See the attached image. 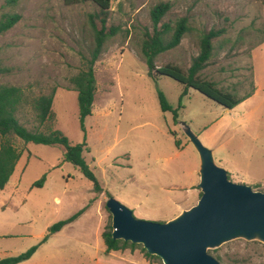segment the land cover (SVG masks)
I'll use <instances>...</instances> for the list:
<instances>
[{"label": "rangeland", "instance_id": "374dc122", "mask_svg": "<svg viewBox=\"0 0 264 264\" xmlns=\"http://www.w3.org/2000/svg\"><path fill=\"white\" fill-rule=\"evenodd\" d=\"M158 1L171 3L160 22L172 25L185 17L189 30L154 63L186 69L200 35L220 29L199 75L237 96L247 93L245 98L225 108L190 87L180 97L181 83L147 75L140 42L151 31L148 11ZM95 9L89 1L0 0V18L18 15L0 33V84L20 87L27 97L53 92L48 124L70 144L84 139L87 150L81 154L100 187L94 190L62 160V146L11 136L21 153L0 190V258L37 245L20 264H97L92 257L101 255L100 233L110 226L107 194L135 218L150 221H164L194 204L200 193L198 156L184 127L210 150L229 180L264 191V0H110L104 31L111 33L93 63L95 91L81 131L69 77L93 47L88 16ZM157 91L176 108V118L159 109ZM16 118L28 130L36 127L29 105H22ZM41 177V184L33 185ZM79 209L86 211L82 219L39 243L48 225ZM142 249L134 244L116 251L138 264H161ZM207 253L219 264H261L264 244L235 238Z\"/></svg>", "mask_w": 264, "mask_h": 264}, {"label": "trees", "instance_id": "16d2710c", "mask_svg": "<svg viewBox=\"0 0 264 264\" xmlns=\"http://www.w3.org/2000/svg\"><path fill=\"white\" fill-rule=\"evenodd\" d=\"M61 1L66 5L89 1L96 8L95 11L88 16L91 27L93 28V47L89 50V57L83 59L81 68L69 77V83L75 91L77 121L81 131H84L83 119L91 113L95 91L93 63L100 53L104 39L111 33V31H104L110 0ZM170 6V1H158L153 4L148 11L151 31H145L143 34L144 37L140 42V54L146 65L147 75L153 79L157 75H164L178 81L183 85L180 97L184 95L186 89L190 87L221 106L232 108L245 98L247 93L242 96H237L232 92L218 88L213 81L201 78L199 75V71L204 67L211 54V40L217 37L222 30L210 28L200 35L198 39V52L191 58L190 64L184 70L178 65L169 62L159 65L154 63V58L157 54L175 47L183 34L189 30L185 17L177 18L172 25L166 22H160L162 16L169 10ZM17 19L18 15L15 13L4 14L0 18V33L10 28ZM94 21L99 24L98 28H96ZM52 94L53 92L51 91L48 94L27 97L20 87L0 84V189H2L6 183L20 155V151L11 141V136L19 138L24 143L31 142L34 144L62 146V160L68 161L75 166L79 172L92 183V188L94 190L100 189L94 174L85 163L81 154L83 149L87 150L84 139L79 143L70 144L61 132L55 130L51 126L52 124L50 123L53 122V112L51 111ZM157 100L161 111H171L173 118H176V108H172L166 102L160 91H157ZM22 105H29L34 113L36 127H34L33 130H28L18 123L16 113ZM177 106H179V104ZM48 122L50 123L48 124ZM40 127L43 128L40 129ZM42 180L43 177L34 181L33 185H40ZM106 196L108 197L109 195L107 194ZM81 212L82 210L79 209L67 217L48 225L46 227V233L40 239L39 243L44 242L48 235L60 230L65 224L72 222ZM100 236L105 252L118 250L126 246H134L133 243L128 241L111 239L110 226H108L107 230H103ZM36 247L37 245H33L18 254L0 258V264H14L23 261L30 257ZM145 255L153 256L146 252ZM261 264H264V261Z\"/></svg>", "mask_w": 264, "mask_h": 264}, {"label": "water", "instance_id": "95a60500", "mask_svg": "<svg viewBox=\"0 0 264 264\" xmlns=\"http://www.w3.org/2000/svg\"><path fill=\"white\" fill-rule=\"evenodd\" d=\"M184 135L198 156L195 203L164 221H150L108 196L111 239L140 244L161 264H219L207 249L235 238L264 244V191L229 180L188 127Z\"/></svg>", "mask_w": 264, "mask_h": 264}, {"label": "crops", "instance_id": "0c3cea01", "mask_svg": "<svg viewBox=\"0 0 264 264\" xmlns=\"http://www.w3.org/2000/svg\"><path fill=\"white\" fill-rule=\"evenodd\" d=\"M52 104V103H51ZM24 143V142H23ZM43 145V144H42ZM21 153V152H20ZM197 178H198V175H197ZM198 181V179H197ZM1 190V189H0ZM176 205V204H175ZM178 207L180 206H176L177 210H178ZM86 214V211H82L72 222L70 223H73V222H77L78 220L82 219L83 215ZM171 216H169L170 218ZM65 218V217H64ZM168 219V218H167ZM166 220V219H165ZM69 224V223H68ZM67 225V224H65ZM64 225V226H65ZM63 227V226H62ZM61 227V228H62ZM60 228V229H61ZM98 249L97 251H99L101 253L100 256H93L92 259L93 260H96L97 264H110L112 261L115 262V264H138L134 261H132L131 259H129L126 255H123L121 253H118L116 250H110L108 252H105L104 251V245H98ZM35 251V250H34ZM6 257V256H5ZM3 258V257H2ZM28 259V258H27ZM26 260V259H25ZM21 262L23 261H20V262H17V263H14V264H20ZM101 262V263H100ZM96 264V263H95Z\"/></svg>", "mask_w": 264, "mask_h": 264}]
</instances>
